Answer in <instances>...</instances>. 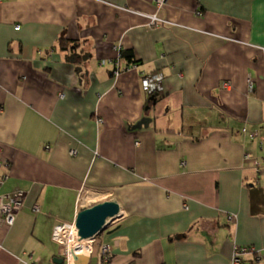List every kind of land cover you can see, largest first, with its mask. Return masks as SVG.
Returning <instances> with one entry per match:
<instances>
[{"label":"crops","instance_id":"obj_1","mask_svg":"<svg viewBox=\"0 0 264 264\" xmlns=\"http://www.w3.org/2000/svg\"><path fill=\"white\" fill-rule=\"evenodd\" d=\"M15 191L0 264H68L54 222L104 200L118 221L69 264H230L235 247L264 264V0H0V197Z\"/></svg>","mask_w":264,"mask_h":264},{"label":"built area","instance_id":"obj_2","mask_svg":"<svg viewBox=\"0 0 264 264\" xmlns=\"http://www.w3.org/2000/svg\"><path fill=\"white\" fill-rule=\"evenodd\" d=\"M166 0H155L156 8L159 9L163 6ZM160 19L157 15H150V26H153L159 22ZM18 27V26H16ZM119 66L116 65L115 74H119ZM160 78L159 74L154 72L152 74H146L141 79V85L145 90H151L156 81ZM225 86H229V82L223 83ZM249 89L253 88L251 79H248ZM23 194L20 191H15L11 194L6 195V198L0 197V222H3L6 225H12L16 213L23 206ZM33 212L39 211V206L37 204L32 205ZM77 237V229L74 223L55 221L52 228V238L56 240L61 245L62 255L67 260L69 264L70 255L67 251L68 244L65 239L70 240V238ZM109 251V246L103 245L101 247L102 254H106ZM249 249L246 247H235L230 258V264H243L242 254L248 252ZM105 257H107L105 255Z\"/></svg>","mask_w":264,"mask_h":264},{"label":"water","instance_id":"obj_3","mask_svg":"<svg viewBox=\"0 0 264 264\" xmlns=\"http://www.w3.org/2000/svg\"><path fill=\"white\" fill-rule=\"evenodd\" d=\"M154 98V97H152ZM151 121L150 118H142L133 128L141 127ZM120 206L114 200H104L92 204L91 206L82 207L75 216L74 225L77 229V235L80 239H94L97 234L105 230L111 221L120 216ZM74 263L82 260L81 254H72ZM54 261L62 264L64 258L56 257Z\"/></svg>","mask_w":264,"mask_h":264},{"label":"trees","instance_id":"obj_4","mask_svg":"<svg viewBox=\"0 0 264 264\" xmlns=\"http://www.w3.org/2000/svg\"><path fill=\"white\" fill-rule=\"evenodd\" d=\"M67 39L65 37H61L59 39V45L63 47L64 50L67 49ZM80 47L79 45H77L76 43H72L70 46H69V50L70 51V54H68L67 58L75 61L76 59L79 60L80 58H85V57H88L89 56V52L85 51L84 48H81L79 51H76V49ZM121 55L123 57H125L129 62L133 61L135 62V59H133L132 57V53L131 52H128V51H123L121 53Z\"/></svg>","mask_w":264,"mask_h":264},{"label":"bare ground","instance_id":"obj_5","mask_svg":"<svg viewBox=\"0 0 264 264\" xmlns=\"http://www.w3.org/2000/svg\"><path fill=\"white\" fill-rule=\"evenodd\" d=\"M68 248L67 251L69 252L70 259H72V254H88L91 249V241L92 239L87 238V239H80L78 236L74 238H70V240L65 239Z\"/></svg>","mask_w":264,"mask_h":264},{"label":"rangeland","instance_id":"obj_6","mask_svg":"<svg viewBox=\"0 0 264 264\" xmlns=\"http://www.w3.org/2000/svg\"><path fill=\"white\" fill-rule=\"evenodd\" d=\"M117 221H118V218H117V220H116V221H114V223H115V222H117ZM114 223H113V224H114ZM109 225H112V222H110V224H109ZM91 242H92V241H91ZM92 244H93V243H92ZM108 254H109V253L102 254V255H103V256H105V255H106V256H108ZM70 261H71V260H70Z\"/></svg>","mask_w":264,"mask_h":264}]
</instances>
